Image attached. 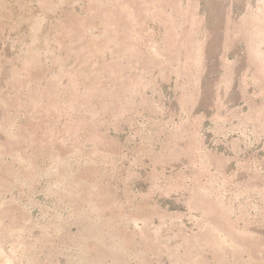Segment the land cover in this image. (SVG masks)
I'll list each match as a JSON object with an SVG mask.
<instances>
[{
    "label": "rangeland",
    "instance_id": "1",
    "mask_svg": "<svg viewBox=\"0 0 264 264\" xmlns=\"http://www.w3.org/2000/svg\"><path fill=\"white\" fill-rule=\"evenodd\" d=\"M0 264H264V0H0Z\"/></svg>",
    "mask_w": 264,
    "mask_h": 264
}]
</instances>
